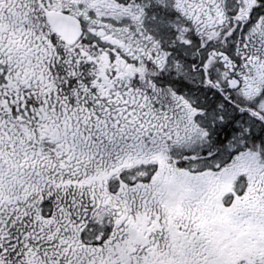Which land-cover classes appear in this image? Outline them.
<instances>
[{
	"label": "snow or ice",
	"instance_id": "6c2138e0",
	"mask_svg": "<svg viewBox=\"0 0 264 264\" xmlns=\"http://www.w3.org/2000/svg\"><path fill=\"white\" fill-rule=\"evenodd\" d=\"M0 264H264V0H0Z\"/></svg>",
	"mask_w": 264,
	"mask_h": 264
}]
</instances>
